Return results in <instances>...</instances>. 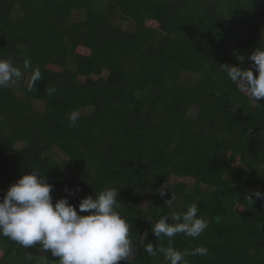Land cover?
<instances>
[{"label":"trees","instance_id":"obj_1","mask_svg":"<svg viewBox=\"0 0 264 264\" xmlns=\"http://www.w3.org/2000/svg\"><path fill=\"white\" fill-rule=\"evenodd\" d=\"M103 1L99 11L96 0H0V58L13 57L22 71L28 58L42 74L31 90V70L17 89H0V198L34 167L53 186V203L67 197L78 211L83 198L117 187L133 264H167L144 250L168 246L152 225L195 203L208 228L172 242L209 249L186 257L189 264H264V199L247 198L264 192V99L253 103L225 71L252 68L249 57L264 48V0ZM83 10L85 19L75 20ZM114 18L133 20L135 32L115 30ZM184 72L198 79L186 81ZM88 107L92 113L82 112ZM72 111L81 113L76 126ZM54 147L70 159L55 165ZM172 176L195 181L172 186ZM164 186L171 188L162 197ZM41 255L48 264L59 259L0 237V264H36Z\"/></svg>","mask_w":264,"mask_h":264},{"label":"clouds","instance_id":"obj_2","mask_svg":"<svg viewBox=\"0 0 264 264\" xmlns=\"http://www.w3.org/2000/svg\"><path fill=\"white\" fill-rule=\"evenodd\" d=\"M249 59L252 68L225 65V71L241 92L259 103L264 99V48L258 47ZM29 70L28 88L31 90L42 78L40 69H33L28 58L23 59V71L13 57L0 58V89L18 84ZM55 91V88H51L48 94ZM16 94L21 98L23 96L21 92ZM80 117L79 111H72L68 116L69 126H76ZM55 159V165H61L70 158L57 154ZM34 169L10 185L0 198V237L8 238L25 249L39 245L40 252H50L52 257L59 258L56 264H119L124 260L133 264L132 225L121 210L117 187L96 192L95 199L92 196L83 198L78 211L67 197L53 203V186L48 183L44 173L38 168ZM167 188L171 187L164 186L160 190L162 197L166 195ZM66 191L69 190L66 188ZM253 197L264 199V192L256 190L248 195L249 203H254ZM174 202L173 195L167 201V206L173 208ZM198 213V206L193 203L183 213L172 212L156 220L151 231L157 240L167 238L168 246L148 243L144 245L148 256L162 254L167 264H189L186 259L189 256L206 257L209 249L203 245L184 250L172 246L173 238L178 234L197 238L206 231L209 221ZM168 218L174 222L169 223ZM28 259L31 260L32 256ZM48 260L46 255H41L36 264H48Z\"/></svg>","mask_w":264,"mask_h":264},{"label":"rangeland","instance_id":"obj_3","mask_svg":"<svg viewBox=\"0 0 264 264\" xmlns=\"http://www.w3.org/2000/svg\"><path fill=\"white\" fill-rule=\"evenodd\" d=\"M107 6V2L103 1V0H96V3L94 5L95 9H99V11H103L104 8ZM97 9V10H98ZM87 15V11L83 10V11H77L74 12L73 16L75 20L78 21H82L85 19ZM112 25L115 27V30H123V31H127L128 33H134L135 32V23L133 20H126V19H122V18H114L112 20ZM120 32V31H118ZM63 64H65V62H62ZM68 64V63H67ZM73 66H69V69H72ZM28 76H26L25 80H24V85L28 86ZM104 76H108V71H104ZM183 78L186 81H195L198 79V75L191 73V72H184L183 74ZM21 86V83L19 82L18 84L14 85L13 87H15L16 89ZM253 103H256L255 101L251 100ZM45 102L41 101V100H35L33 103V108L36 111H43L45 109ZM198 111V107L196 105H193L191 107L189 116L193 119L196 117L197 112ZM82 112L89 114L93 112V108L92 107H88V108H84L82 109ZM54 151V157L56 158L57 154H64L60 149H58L57 147L53 148ZM10 155H12V153H10ZM65 155V154H64ZM66 156V155H65ZM67 157V156H66ZM195 179L192 177H185V178H180L178 176H172L170 178V184L172 186H175L177 184H186L187 186H192L194 184ZM149 201V196H145L142 206L146 207L147 203ZM236 208L238 210H243V207L241 205H236ZM134 255H136V253L134 252Z\"/></svg>","mask_w":264,"mask_h":264}]
</instances>
